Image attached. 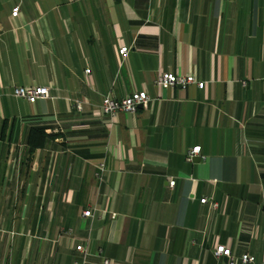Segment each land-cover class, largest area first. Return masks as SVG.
<instances>
[{
    "label": "crops",
    "instance_id": "1",
    "mask_svg": "<svg viewBox=\"0 0 264 264\" xmlns=\"http://www.w3.org/2000/svg\"><path fill=\"white\" fill-rule=\"evenodd\" d=\"M218 244L264 259V0H0V264H228Z\"/></svg>",
    "mask_w": 264,
    "mask_h": 264
},
{
    "label": "built area",
    "instance_id": "2",
    "mask_svg": "<svg viewBox=\"0 0 264 264\" xmlns=\"http://www.w3.org/2000/svg\"><path fill=\"white\" fill-rule=\"evenodd\" d=\"M21 12V7L16 5L12 9V17L19 16ZM130 51L129 46H123L119 49V55L125 58ZM87 73H90V69H87ZM197 84V86L201 89L206 87V81H199L194 74H181L174 72H166L159 71L156 84L161 88L181 86L187 87L189 84ZM13 94L16 97L27 99L31 103H35L39 99H47L51 97L50 88L47 86H17L13 90ZM149 95L146 90L135 91L122 99H118L112 95H107L104 97L103 102L100 106V111L109 117L110 124H113L116 121V116L119 112H130L135 113L140 107L147 106L149 103ZM78 108L81 109L82 105L78 103ZM201 152V146L197 145L192 147L187 152V160L194 161L196 157ZM97 176L101 179L103 177V173L106 170L105 161L102 160L97 164ZM175 180L170 181V185H174ZM202 203H207L208 198H202ZM84 216H93V212L91 209L85 210L83 212ZM114 216V215H113ZM76 249L82 252H85L86 249L83 245H77ZM216 255L217 256H226L229 258L228 264H264V259L261 262H257V259L254 255L245 253L240 258H236L233 254L230 247L218 244L216 245ZM74 264H81L79 262H75ZM103 264H112V261L108 258L103 259Z\"/></svg>",
    "mask_w": 264,
    "mask_h": 264
},
{
    "label": "trees",
    "instance_id": "3",
    "mask_svg": "<svg viewBox=\"0 0 264 264\" xmlns=\"http://www.w3.org/2000/svg\"><path fill=\"white\" fill-rule=\"evenodd\" d=\"M48 136L49 134L45 132V128H33L29 136V143L32 148L39 147L44 144V141Z\"/></svg>",
    "mask_w": 264,
    "mask_h": 264
}]
</instances>
